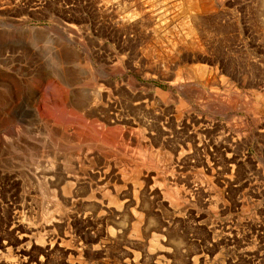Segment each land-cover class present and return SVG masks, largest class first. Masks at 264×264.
Segmentation results:
<instances>
[{
    "label": "rangeland",
    "instance_id": "obj_1",
    "mask_svg": "<svg viewBox=\"0 0 264 264\" xmlns=\"http://www.w3.org/2000/svg\"><path fill=\"white\" fill-rule=\"evenodd\" d=\"M0 264H264V0H0Z\"/></svg>",
    "mask_w": 264,
    "mask_h": 264
},
{
    "label": "bare ground",
    "instance_id": "obj_2",
    "mask_svg": "<svg viewBox=\"0 0 264 264\" xmlns=\"http://www.w3.org/2000/svg\"><path fill=\"white\" fill-rule=\"evenodd\" d=\"M190 8H192L191 5H190ZM192 9H193V8H192ZM186 27H187V28H186V32H190V31L192 32L193 27L191 28L190 25L187 24V21H186ZM193 30H194V29H193ZM192 34H193V33H192ZM194 35H195V34H194ZM195 41H196V40H195ZM81 94H82V93H81ZM83 95H84V94H83Z\"/></svg>",
    "mask_w": 264,
    "mask_h": 264
}]
</instances>
